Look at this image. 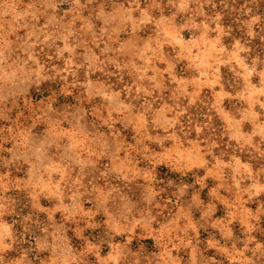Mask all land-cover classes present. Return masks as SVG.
I'll list each match as a JSON object with an SVG mask.
<instances>
[{"label":"rangeland","instance_id":"rangeland-1","mask_svg":"<svg viewBox=\"0 0 264 264\" xmlns=\"http://www.w3.org/2000/svg\"><path fill=\"white\" fill-rule=\"evenodd\" d=\"M219 1L0 0V264H264V0Z\"/></svg>","mask_w":264,"mask_h":264},{"label":"trees","instance_id":"trees-1","mask_svg":"<svg viewBox=\"0 0 264 264\" xmlns=\"http://www.w3.org/2000/svg\"><path fill=\"white\" fill-rule=\"evenodd\" d=\"M226 5H227L226 0H220L216 7V10L221 11V13L225 17L227 16V12H228ZM232 17H234L233 14H232ZM226 21L232 27H236V23L234 24L233 22H231V19H229L228 16L226 18ZM256 28L259 31H264V16L262 17L261 23ZM250 44H251L250 47L252 49V52L249 53V56H248L249 60L251 61L257 60L259 65H263L264 64V33L262 34L260 33L259 35H257L255 39L250 41Z\"/></svg>","mask_w":264,"mask_h":264}]
</instances>
